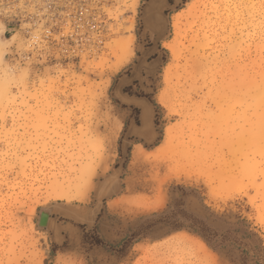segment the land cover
Returning a JSON list of instances; mask_svg holds the SVG:
<instances>
[{"label": "rangeland", "instance_id": "374dc122", "mask_svg": "<svg viewBox=\"0 0 264 264\" xmlns=\"http://www.w3.org/2000/svg\"><path fill=\"white\" fill-rule=\"evenodd\" d=\"M0 26V264H240L186 215L264 241V0H0Z\"/></svg>", "mask_w": 264, "mask_h": 264}, {"label": "trees", "instance_id": "16d2710c", "mask_svg": "<svg viewBox=\"0 0 264 264\" xmlns=\"http://www.w3.org/2000/svg\"><path fill=\"white\" fill-rule=\"evenodd\" d=\"M180 213L173 212L172 217L174 223H172L174 229H182L186 227L181 223L179 219ZM187 216V215H186ZM185 220L189 222L188 228L189 230L200 236L207 245L213 249L214 251H218L220 253H224L227 257L234 258L235 253L238 255V260L240 264H264V241L261 238V235L254 230L250 225H247V222L243 220V223L239 224L243 227L244 231L242 232L241 241L242 243L238 244L233 243L232 245L226 246L224 243L227 242V239L223 238L211 231L207 225L200 221L197 218L186 217ZM237 233H241V230L238 229ZM245 240L251 241L253 243V247L250 246L249 243H244ZM238 242V241H236ZM245 247V248H244ZM249 247V249L247 248Z\"/></svg>", "mask_w": 264, "mask_h": 264}, {"label": "bare ground", "instance_id": "6f19581e", "mask_svg": "<svg viewBox=\"0 0 264 264\" xmlns=\"http://www.w3.org/2000/svg\"><path fill=\"white\" fill-rule=\"evenodd\" d=\"M154 10H156V9L154 8ZM152 11H153V9H152ZM148 14L149 15H148L147 22L151 23L150 22L151 19L149 17H152V15L150 16V14H151L150 12ZM131 20H133V19H131ZM152 20H153V18H152ZM154 24H156V22ZM132 29H133V26L131 27V31H133ZM134 42H135V37L132 34L131 37H129V39L127 41H123V42H119L118 43V47H119L118 48V51H119V54L123 56L122 57V60L120 59V61L124 62V61H126L127 58H129V57L132 56L131 55V52H132V46H133ZM160 101H161L162 104L167 105V101H166V98L165 97L161 98ZM150 116H151L150 115V109L148 107H146V109L144 110V114H143V120H144V124H145V131L149 127ZM146 132H148V130ZM50 214H49V212H47V213L44 212L41 215L40 219H42V222H41V225L42 226H46L49 223V219H50L49 216H50Z\"/></svg>", "mask_w": 264, "mask_h": 264}, {"label": "crops", "instance_id": "0c3cea01", "mask_svg": "<svg viewBox=\"0 0 264 264\" xmlns=\"http://www.w3.org/2000/svg\"><path fill=\"white\" fill-rule=\"evenodd\" d=\"M143 107H145V109H146V107H148V108H150L151 109V107H150V105L147 103V102H144L143 104ZM147 105V106H146ZM150 112H151V110H150ZM143 114H144V108H143ZM151 114V113H150ZM150 123H151V125H149L150 127H151V131H150V127H149V131H148V134L150 133L151 134V136H152V134H153V130H152V121H151V116H150V121H149ZM143 115H142V117H141V119H139L138 120V122L136 123V128L139 130L138 132H140V134L141 135H143L144 134V131L141 129V127L143 126ZM149 134V135H150Z\"/></svg>", "mask_w": 264, "mask_h": 264}, {"label": "built area", "instance_id": "2783aa9c", "mask_svg": "<svg viewBox=\"0 0 264 264\" xmlns=\"http://www.w3.org/2000/svg\"><path fill=\"white\" fill-rule=\"evenodd\" d=\"M72 1H75V2H76L77 7L79 6V1H80V0H72ZM32 23H33V24H35V23H41V20H39V21H32ZM30 39H31V37H30ZM34 45L36 46L35 43H34ZM24 61H25V56H24Z\"/></svg>", "mask_w": 264, "mask_h": 264}, {"label": "water", "instance_id": "95a60500", "mask_svg": "<svg viewBox=\"0 0 264 264\" xmlns=\"http://www.w3.org/2000/svg\"><path fill=\"white\" fill-rule=\"evenodd\" d=\"M44 212L47 213V212H49V211H44ZM44 212H43V213H44ZM43 213H42V214H43ZM41 222H42V219H40L39 225H41Z\"/></svg>", "mask_w": 264, "mask_h": 264}, {"label": "clouds", "instance_id": "9594fccd", "mask_svg": "<svg viewBox=\"0 0 264 264\" xmlns=\"http://www.w3.org/2000/svg\"><path fill=\"white\" fill-rule=\"evenodd\" d=\"M3 26H0V29H2ZM14 38V37H13Z\"/></svg>", "mask_w": 264, "mask_h": 264}]
</instances>
